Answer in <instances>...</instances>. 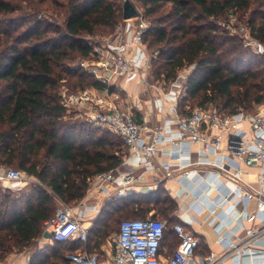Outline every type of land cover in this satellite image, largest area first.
Returning a JSON list of instances; mask_svg holds the SVG:
<instances>
[{"label": "trees", "instance_id": "obj_1", "mask_svg": "<svg viewBox=\"0 0 264 264\" xmlns=\"http://www.w3.org/2000/svg\"><path fill=\"white\" fill-rule=\"evenodd\" d=\"M21 1L31 10L50 2L64 20L51 30L40 19L25 28V18L9 25L8 17L24 7L0 0V163L36 178L27 194L13 197L0 190V264L42 235L44 222L60 201L76 204L94 175L119 166L127 148L107 129L64 117L59 94L61 88L103 87L79 62L91 58V38L111 34L124 20L123 2ZM137 1L150 23L143 41L151 53L152 79L168 83L180 69L194 66L187 77V95L179 102L184 114L209 104L223 114L249 111L264 101V59L217 23L221 17H235L264 44V0ZM156 189L148 192L154 204L145 211L154 210V218L171 211L175 223L176 202L161 184ZM139 192L102 202L87 243L90 252L107 235L109 223L100 226L104 217L114 220V214L128 212L125 205ZM49 240L29 264H69L65 254L81 247L75 241ZM61 244L63 248H55Z\"/></svg>", "mask_w": 264, "mask_h": 264}, {"label": "built area", "instance_id": "obj_2", "mask_svg": "<svg viewBox=\"0 0 264 264\" xmlns=\"http://www.w3.org/2000/svg\"><path fill=\"white\" fill-rule=\"evenodd\" d=\"M233 19L223 25L230 32L239 35L243 45L264 59V44L251 37L243 24L236 26ZM149 21L139 15L117 23L111 34L99 35L90 39L91 58L81 59L79 66L90 73L103 87L87 85L77 90L60 89V105L64 117L88 122L107 129L121 137L133 156H140L136 166L124 161L119 166L94 175L89 183L87 194L98 192L101 198L115 199L133 192L144 179L147 171L164 172V177H181L191 173H207L202 164H210L220 169L215 175L223 174L230 184V191L217 207L230 198L242 200L244 206L233 208L232 219L241 233L233 234L227 244V256L249 257L262 252L256 243L264 236V101L255 106V111L239 110L223 114L209 106L194 107L184 114L179 106L186 97L187 77L193 65L180 69L175 78L168 83L150 81L151 53L143 41L149 28ZM139 64H137V59ZM140 74L144 90L154 89L161 97L173 96L169 104L170 115L159 125L139 122L134 109H140L141 103L136 96L123 97L121 91ZM187 141L199 147V158L195 161L183 159V149L171 158L173 162H154L160 146ZM224 153L232 155L238 164L255 171V184L244 182L243 169L236 166L232 171L224 163L208 162V154ZM137 168L138 172H135ZM33 177L26 172L0 163V183L6 182L15 187L26 185ZM255 202V211L249 212L245 203ZM82 202L70 205L60 201L52 216L44 222L43 232H47L54 241L77 242L80 248L65 254L70 264H100L96 252L87 248L89 228L82 218ZM243 222L249 223L248 226ZM166 222L148 216L146 218L123 219L114 237L113 254L107 264H217L218 259L209 254L195 259L198 246L197 237L182 223L176 222L171 229L177 238V246L166 258H161L159 249L164 238ZM30 260L20 264H29ZM1 264H14L10 261Z\"/></svg>", "mask_w": 264, "mask_h": 264}, {"label": "crops", "instance_id": "obj_3", "mask_svg": "<svg viewBox=\"0 0 264 264\" xmlns=\"http://www.w3.org/2000/svg\"><path fill=\"white\" fill-rule=\"evenodd\" d=\"M139 58L137 64H139ZM150 81L153 82L151 76ZM121 95L136 96L141 103L140 109H134L135 118L139 122H145L148 125H159L163 120L170 115L169 104L173 101L174 97L168 96L167 98L161 97L154 89L148 88L144 90L140 82V74L133 77L132 81L121 91ZM178 148L183 149L185 154L183 159H191L195 161L199 158V147L188 143L187 141L181 142L180 146L175 144H165L160 146V150L154 162H173L175 167L176 161L171 158L178 152ZM208 162L215 164L224 163L230 171L236 166L243 169L242 179L244 182L255 184V171L252 168H246L235 160V158L227 153L221 154H208L204 157ZM130 166H136L140 162V156H133L130 154L128 148L123 157V162ZM201 169H208L209 172L203 174L191 173L188 176L181 177L177 182L174 178L164 177V172L147 171L144 179L138 184L136 190L148 187L154 189L158 184H161L168 194L174 199L177 208L174 212L175 223L180 222L183 226L192 232L198 239V246L195 250V259H200L209 254L214 255L219 261L217 264H264V236L256 243L262 252L257 253L251 257L244 255L227 256L226 246L232 240L233 234L241 233L238 230L237 224L232 219L231 211L233 208H242L244 202L237 198L226 200L220 207L215 205V202L221 201L224 195L230 191V184L228 179L223 174L215 175L220 172V169L210 164H202ZM139 170V169H138ZM137 168L135 172H138ZM216 171V172H215ZM135 190V191H136ZM101 194L98 192L86 193L80 200L83 207L81 213L84 214L82 218L85 226L89 228V236L92 237L93 222L99 213L102 206V201H98ZM247 211H255V202L249 201L245 203ZM248 226L249 223L243 222ZM43 237L49 240L50 237ZM89 238V239H90ZM88 239V241H89ZM50 241V240H49ZM49 243V242H48ZM177 238L173 234L171 228L165 234L159 249L161 258H166L174 251L177 246ZM114 246V245H113ZM100 259V264H107L113 254L104 247L101 243L99 248L95 250ZM17 258L11 259L10 262L20 264L30 260L28 254L16 256ZM70 264V262H69Z\"/></svg>", "mask_w": 264, "mask_h": 264}, {"label": "rangeland", "instance_id": "obj_4", "mask_svg": "<svg viewBox=\"0 0 264 264\" xmlns=\"http://www.w3.org/2000/svg\"><path fill=\"white\" fill-rule=\"evenodd\" d=\"M12 1H13V3L16 2L15 4H19L24 8L21 12L15 13V14L8 17V19H10L9 25L13 24V25L17 26L20 24V22H22L23 18H25L26 21L22 25V28H25L28 25H30L33 22V19H34V21H35V19H40L43 22V26L46 28H49V30H51L54 26H57V25L62 26V24H63V20H64L63 12L58 13L56 10H54L56 7L54 6V4H51L50 2L45 1V2L38 3L37 9L31 10L30 8H26L25 6L27 4H25L21 0H19V1L12 0ZM33 1L37 2V0H33ZM59 1L62 2V0H59ZM119 1H121V3H122L124 0H119ZM130 1L134 4L136 9L140 13L143 12V8L137 0H130ZM231 18L234 20L233 24H235L236 26H239L242 24L241 22L236 21L235 17H231ZM227 20L228 19H226L225 17H221L217 20V23L220 24L221 28H225V26L223 24L228 22ZM6 25H8V24L6 23ZM230 33L239 37V35L236 33H232V32H230ZM243 46L245 48H247V50H249L251 52V54L254 53L249 47H246L245 45H243ZM148 51H149V49H148ZM254 54H256V53H254ZM77 60H76V62H77ZM208 106L216 108L212 104H209ZM194 107H196V106H194ZM249 111H255V106L253 108H251ZM35 181H36V178L33 177L32 180H30L26 185H24L22 187H15L14 185H11L9 183L1 182L0 183V190L2 192H8L13 197L14 196H20L22 194H27L29 192V190H31V187ZM159 185L160 184H158L154 189L153 188L150 189L148 187L139 189L140 192L135 197L134 201H131L129 204L125 203L126 205L123 203L125 206H127L129 208L128 212L123 211L121 213L119 212L118 214H114L113 215L114 220H110L108 218V216H107V218H106V216L104 217L101 225L100 224L99 225L102 226L105 223H107V224L109 223V225H108L109 230L107 229V235L105 236V238H103V240H101V243L104 244V247L106 249H108V251L110 253H111V250L113 249L114 237H115V234L117 233V228H118L119 222L121 220L129 219V218H140V214H145L146 217L153 216L155 214L154 210L147 212V211H145V209L154 204V199L148 195V192L151 190H157L156 188ZM159 194H160V196H164L165 193L161 191V192H159ZM117 204L118 203H116V205ZM21 206H23V205H21ZM131 208H133V209L131 210ZM171 216H172V212L170 211L166 214L158 213L155 215V218L165 221L167 230H169V228H171V226L174 224V221L172 220ZM48 242H49V240H46L41 235L37 239H35L34 243L30 247L24 249L22 252L13 253V254L8 255L3 260V263L10 261L11 259H14V258L16 259L17 258L16 256L17 255L20 256V254L21 255L28 254L30 256V259H31L34 255L41 253V251H43L44 248H46L45 246ZM63 246H64L63 244L55 245V248H59V247L63 248ZM54 262H56V261H54Z\"/></svg>", "mask_w": 264, "mask_h": 264}, {"label": "water", "instance_id": "obj_5", "mask_svg": "<svg viewBox=\"0 0 264 264\" xmlns=\"http://www.w3.org/2000/svg\"><path fill=\"white\" fill-rule=\"evenodd\" d=\"M139 15V11L130 0H124L122 5V17L124 19L134 18ZM45 237H50L47 232H44Z\"/></svg>", "mask_w": 264, "mask_h": 264}]
</instances>
